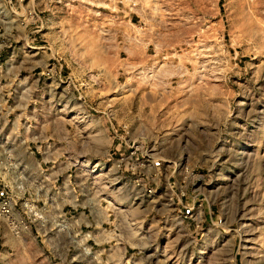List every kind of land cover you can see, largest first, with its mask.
Returning a JSON list of instances; mask_svg holds the SVG:
<instances>
[{"label": "rangeland", "instance_id": "374dc122", "mask_svg": "<svg viewBox=\"0 0 264 264\" xmlns=\"http://www.w3.org/2000/svg\"><path fill=\"white\" fill-rule=\"evenodd\" d=\"M102 1L0 0V264H264V0Z\"/></svg>", "mask_w": 264, "mask_h": 264}, {"label": "crops", "instance_id": "0c3cea01", "mask_svg": "<svg viewBox=\"0 0 264 264\" xmlns=\"http://www.w3.org/2000/svg\"><path fill=\"white\" fill-rule=\"evenodd\" d=\"M190 1L193 2V0H164L162 2H157L156 0H103L102 2L104 4H110V5H114L115 6V10L118 12H121V14L123 15V17H125L124 21L125 22H129L132 25H139L135 23V21H139L141 20V18H145L144 15H147L148 18H151L153 15V10L155 7H158L157 5H162V6H166L165 8H163V10L166 11V8H171V4L172 3H177L176 4V12L177 13H182V14H189V13H193V11L190 10V8H187V12H185L183 10L182 7H180L178 4L180 3H186V5H190ZM179 6V7H178ZM182 6V5H181ZM182 8V9H181ZM127 14V16H126ZM146 21V20H145ZM144 23V20H143ZM149 24V23H147ZM148 29L146 31L147 34L150 33V31L152 30L153 26L148 25L146 26ZM126 35V34H125ZM149 41H147V46L151 45L152 43H150ZM153 47V44H152ZM134 45L131 43H122L121 44V49L124 50V52L126 51V53H132L134 51ZM151 53H146V56H149ZM143 56V53L141 54ZM140 55L139 59L142 60V56ZM135 57V56H134ZM145 57V55H144ZM136 58H130L128 60V58L124 59V65L128 67L132 66L133 64H135Z\"/></svg>", "mask_w": 264, "mask_h": 264}]
</instances>
